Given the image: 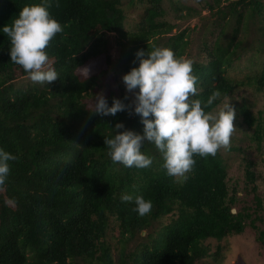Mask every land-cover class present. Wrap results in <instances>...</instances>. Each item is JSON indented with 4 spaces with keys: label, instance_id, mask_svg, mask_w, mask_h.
<instances>
[{
    "label": "trees",
    "instance_id": "obj_1",
    "mask_svg": "<svg viewBox=\"0 0 264 264\" xmlns=\"http://www.w3.org/2000/svg\"><path fill=\"white\" fill-rule=\"evenodd\" d=\"M162 1L128 0L146 5L137 29L128 31L123 0H50L49 12L63 31L46 49L59 76L48 85L16 84L28 74L10 60L9 38L0 32V148L18 157L9 161L0 187V264H197L209 254L203 241L241 234L249 225L264 248V198L252 160L245 164L244 186L252 203L233 212L241 199L228 185L219 150L195 155L186 179L168 176L161 153L147 141L141 150L153 158L150 167H125L108 155L104 139L117 122L124 125L117 132H142L143 125L125 93L117 95L109 85L102 93L108 104L119 98L126 110L104 116L88 103L90 91L99 87L94 63L105 52L107 63L124 74L138 65L139 49L169 47L177 57L192 59L194 98L221 94L206 111L233 91L225 71L236 48L246 45L244 37L264 53V1L194 0L213 15L196 36L206 60L189 55L188 29L172 32ZM39 2L0 0V27L10 25L23 6ZM188 9L186 17L198 15ZM110 33L116 34L113 58L107 53ZM257 83L264 86V59ZM242 114L260 140L261 117ZM125 193L151 200L150 213L139 216L134 202L122 201ZM111 229L117 233L108 239Z\"/></svg>",
    "mask_w": 264,
    "mask_h": 264
},
{
    "label": "clouds",
    "instance_id": "obj_2",
    "mask_svg": "<svg viewBox=\"0 0 264 264\" xmlns=\"http://www.w3.org/2000/svg\"><path fill=\"white\" fill-rule=\"evenodd\" d=\"M49 3L50 0H40L25 5L10 25L0 27V32L9 38L10 60L20 65L33 82L47 85L59 76L46 49L63 31L61 23L51 16ZM135 57L138 65L123 74L122 81L126 90L134 93L131 111L138 114L143 129L117 132L124 128L122 122H117L112 135L104 139L108 155L125 167H150L153 158L141 150L147 141L161 153V166L168 176L186 179L195 164V155L214 156L229 146L235 129V109L227 101L217 111H206L220 92L213 91L206 100L194 98L198 77L193 72V60L177 57L171 48L139 49ZM127 108L121 99L114 97L109 105L99 94L93 110L107 116ZM16 159V155L0 148V187L8 178L9 161ZM121 199L134 202L133 210L139 216L150 213L153 207L152 201L142 195L125 193Z\"/></svg>",
    "mask_w": 264,
    "mask_h": 264
},
{
    "label": "rangeland",
    "instance_id": "obj_3",
    "mask_svg": "<svg viewBox=\"0 0 264 264\" xmlns=\"http://www.w3.org/2000/svg\"><path fill=\"white\" fill-rule=\"evenodd\" d=\"M123 2L126 14L123 27L128 31L136 30L145 13L146 5L142 2L130 4L128 0H123ZM162 6L165 9V19L174 25L172 32L183 28L188 29L191 38V44L187 50L189 55L206 60L204 52H200L196 47L200 43V38L196 36L201 31L203 24L205 28L213 21V15L210 14L209 10L194 0H163ZM189 7H192V10L193 8L196 9L198 15L186 17L184 14L188 12ZM194 25L195 28L191 30ZM115 39L116 34L110 33L107 53L111 55V58L116 54ZM207 41L210 44L213 37H208ZM245 41L246 45H240L236 48V56L225 71V75L234 83L235 87L212 110L217 111L225 102L229 101L236 113L233 121L235 129L231 135L230 144L226 149H219V153L226 164L228 185L235 187L237 196L241 199L237 205L233 206V212L236 211V207L252 203L251 196L245 194L244 191L246 183L245 164L249 160L254 163L253 169L256 174L255 182L258 186V193L264 198V134L257 141L253 136L254 127L247 126L242 114V111L248 110L252 116H260L261 124L264 127V86L257 83V78L262 69L264 53L257 48V42L249 36L244 37L243 44ZM106 56L105 52L94 63L93 70L98 73L99 87L90 91L89 96H87L88 103L95 104L97 95L102 94L109 85L117 95L125 93L132 104L135 99L134 93L126 90L122 81L124 73L113 68L109 62L107 63ZM16 81V84L20 86L33 83L29 76L18 78ZM262 214L264 218V210ZM256 224L262 226L260 222ZM116 233V229L109 230L108 239H112V235ZM256 236L257 231L249 225L241 234L229 235L222 240H205L203 243L208 247L209 254L202 257L197 264H264V248ZM215 253L217 254L213 256Z\"/></svg>",
    "mask_w": 264,
    "mask_h": 264
},
{
    "label": "water",
    "instance_id": "obj_4",
    "mask_svg": "<svg viewBox=\"0 0 264 264\" xmlns=\"http://www.w3.org/2000/svg\"><path fill=\"white\" fill-rule=\"evenodd\" d=\"M142 233H144V232H142Z\"/></svg>",
    "mask_w": 264,
    "mask_h": 264
}]
</instances>
